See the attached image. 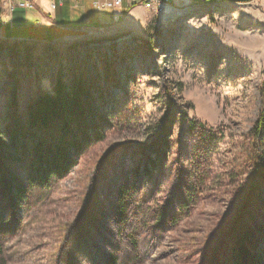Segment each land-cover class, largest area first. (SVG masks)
Instances as JSON below:
<instances>
[{
	"label": "rangeland",
	"instance_id": "1",
	"mask_svg": "<svg viewBox=\"0 0 264 264\" xmlns=\"http://www.w3.org/2000/svg\"><path fill=\"white\" fill-rule=\"evenodd\" d=\"M170 3V18L143 9L56 41L0 33V137L59 78L91 85L101 137L45 183L27 159L0 161L25 188L0 187V264H234L242 230L264 246V0Z\"/></svg>",
	"mask_w": 264,
	"mask_h": 264
},
{
	"label": "trees",
	"instance_id": "2",
	"mask_svg": "<svg viewBox=\"0 0 264 264\" xmlns=\"http://www.w3.org/2000/svg\"><path fill=\"white\" fill-rule=\"evenodd\" d=\"M2 25L0 21V29ZM91 93V85L80 78L72 80L69 85L61 78L56 79L53 92L37 94L23 124L15 114L10 115L4 131L7 139L0 137V161L27 159V171L32 176L30 183H45L52 177H64L72 166L71 153L80 155L92 141L101 139L94 120ZM262 103L252 135L264 150V101ZM260 135L262 139H259ZM260 159L258 161L256 157L253 166L256 176L262 178L264 166H261ZM259 184L252 182V191H257ZM0 187L10 189L15 199L25 193L24 184L9 170L7 173L0 170ZM261 230L264 233V229ZM251 233L241 231L239 243L244 257H238L234 264H264V246L255 245L253 251L248 247H252Z\"/></svg>",
	"mask_w": 264,
	"mask_h": 264
},
{
	"label": "crops",
	"instance_id": "3",
	"mask_svg": "<svg viewBox=\"0 0 264 264\" xmlns=\"http://www.w3.org/2000/svg\"><path fill=\"white\" fill-rule=\"evenodd\" d=\"M7 1V0H6ZM5 1V2H6ZM104 2L108 0H67L61 4H57L56 8L52 10L48 0H35L36 6L30 9H17L8 17L9 22L2 27L6 29H0L2 37L5 38H17V39H33L39 41H56L65 37L66 30L73 25H93L95 24H112L120 20V17L126 14L125 19L129 20L143 14V8L141 5H128L127 0H122L120 6H113L109 8H102L94 5V2ZM92 5V7L90 6ZM96 8V9H95ZM5 10V9H4ZM94 10H98L94 12ZM150 11V10H149ZM6 12L4 11L3 14ZM66 21L67 25L56 23L55 20ZM13 21V27L22 29H38V35L26 36L25 38L5 35L8 33V24ZM49 27H53L57 30L53 36H48L50 33ZM49 30V31H48ZM43 38V39H38ZM52 38V39H50Z\"/></svg>",
	"mask_w": 264,
	"mask_h": 264
},
{
	"label": "built area",
	"instance_id": "4",
	"mask_svg": "<svg viewBox=\"0 0 264 264\" xmlns=\"http://www.w3.org/2000/svg\"><path fill=\"white\" fill-rule=\"evenodd\" d=\"M50 8L54 10L57 4H61L67 0H48ZM128 5H141L146 10L153 11L157 18L161 17L167 10L170 0H127ZM122 0H108L104 2H94V5L109 8L113 6H120ZM36 6L35 0H9L6 6V15L0 18V21L5 24L9 22L8 17L17 9H32ZM8 16V17H7Z\"/></svg>",
	"mask_w": 264,
	"mask_h": 264
},
{
	"label": "water",
	"instance_id": "5",
	"mask_svg": "<svg viewBox=\"0 0 264 264\" xmlns=\"http://www.w3.org/2000/svg\"><path fill=\"white\" fill-rule=\"evenodd\" d=\"M215 1H217V2H219V3H223V4H229V3H242V2H248V1H250V0H215ZM168 9H173V10H181V8L180 9H178L176 6H172V4L171 3H169L168 4ZM167 12V11H166Z\"/></svg>",
	"mask_w": 264,
	"mask_h": 264
},
{
	"label": "bare ground",
	"instance_id": "6",
	"mask_svg": "<svg viewBox=\"0 0 264 264\" xmlns=\"http://www.w3.org/2000/svg\"><path fill=\"white\" fill-rule=\"evenodd\" d=\"M172 9H168L166 14H165V18H170L173 15V12H171Z\"/></svg>",
	"mask_w": 264,
	"mask_h": 264
}]
</instances>
